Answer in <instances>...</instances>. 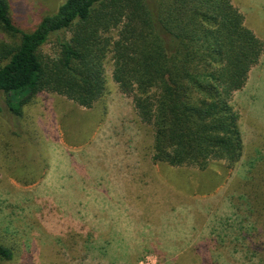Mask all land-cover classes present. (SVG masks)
I'll list each match as a JSON object with an SVG mask.
<instances>
[{
	"label": "rangeland",
	"instance_id": "rangeland-1",
	"mask_svg": "<svg viewBox=\"0 0 264 264\" xmlns=\"http://www.w3.org/2000/svg\"><path fill=\"white\" fill-rule=\"evenodd\" d=\"M63 1L9 0L27 32ZM232 1L264 42V0ZM113 70L109 56L108 94L92 109L44 93L19 119L0 96V244L15 254L2 264H264L253 199L264 186V55L232 99L245 147L233 169L155 163L154 130Z\"/></svg>",
	"mask_w": 264,
	"mask_h": 264
},
{
	"label": "trees",
	"instance_id": "trees-1",
	"mask_svg": "<svg viewBox=\"0 0 264 264\" xmlns=\"http://www.w3.org/2000/svg\"><path fill=\"white\" fill-rule=\"evenodd\" d=\"M0 35V96L15 117L44 93L92 109L108 94L111 56L114 82L154 130L155 163L206 171L213 162L228 169L241 162L240 115L231 103L264 42L232 0H64L31 32L0 0ZM51 43L55 58L44 54ZM253 199L264 209L263 185ZM14 257L0 244V264Z\"/></svg>",
	"mask_w": 264,
	"mask_h": 264
}]
</instances>
